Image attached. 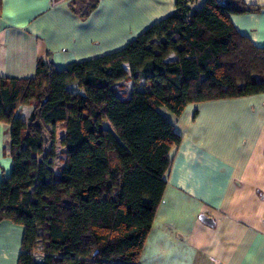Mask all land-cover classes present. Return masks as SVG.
Listing matches in <instances>:
<instances>
[{"label":"trees","instance_id":"trees-1","mask_svg":"<svg viewBox=\"0 0 264 264\" xmlns=\"http://www.w3.org/2000/svg\"><path fill=\"white\" fill-rule=\"evenodd\" d=\"M197 1L175 0L171 15L118 51L63 69L39 59L29 79L0 76L11 158L0 222L23 229L17 264H137L181 143L159 109L179 117L189 104L264 93V49L229 18L259 7L203 0L191 9ZM98 2L72 8L85 18Z\"/></svg>","mask_w":264,"mask_h":264},{"label":"crops","instance_id":"crops-1","mask_svg":"<svg viewBox=\"0 0 264 264\" xmlns=\"http://www.w3.org/2000/svg\"><path fill=\"white\" fill-rule=\"evenodd\" d=\"M73 1L0 0V76L29 79L39 59L63 69L118 51L171 15L175 3L99 0L81 18ZM243 2L259 10L230 21L264 49V0ZM175 60L170 54L165 61ZM126 86L120 92L127 97ZM31 110L22 106L19 118ZM159 112L181 143L170 151L163 200L137 264H264V93L189 104L179 117ZM8 141L9 126L0 123V181L11 169ZM22 232L0 222V264H17Z\"/></svg>","mask_w":264,"mask_h":264},{"label":"rangeland","instance_id":"rangeland-1","mask_svg":"<svg viewBox=\"0 0 264 264\" xmlns=\"http://www.w3.org/2000/svg\"><path fill=\"white\" fill-rule=\"evenodd\" d=\"M201 1H203V0H201ZM200 3H198V5H199ZM197 3L196 4H193V5H190V8L191 9H194V8H196L197 6ZM125 68L128 70V68H127V66H125ZM122 86H126V85H122ZM126 88H130V85H127L126 86ZM67 90L69 91V92H73V93H81V91L75 86V85H69L68 87H67ZM129 90V89H128ZM123 92H120V94H122ZM127 94V93H126ZM125 95V94H124ZM25 106H27V105H25ZM31 108H32V106H30ZM58 151V150H57ZM34 257L37 259V260H40L41 258H42V256H41V254L39 253V251L38 252H36L35 253V255H34Z\"/></svg>","mask_w":264,"mask_h":264},{"label":"water","instance_id":"water-1","mask_svg":"<svg viewBox=\"0 0 264 264\" xmlns=\"http://www.w3.org/2000/svg\"><path fill=\"white\" fill-rule=\"evenodd\" d=\"M199 219L205 224L212 225V221L206 216H200Z\"/></svg>","mask_w":264,"mask_h":264},{"label":"built area","instance_id":"built-area-1","mask_svg":"<svg viewBox=\"0 0 264 264\" xmlns=\"http://www.w3.org/2000/svg\"><path fill=\"white\" fill-rule=\"evenodd\" d=\"M218 3H222L224 0H216Z\"/></svg>","mask_w":264,"mask_h":264}]
</instances>
